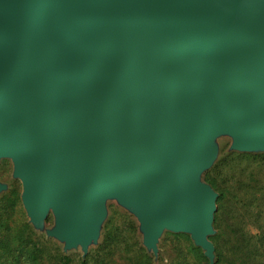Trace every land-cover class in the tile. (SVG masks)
Segmentation results:
<instances>
[{
  "label": "water",
  "instance_id": "95a60500",
  "mask_svg": "<svg viewBox=\"0 0 264 264\" xmlns=\"http://www.w3.org/2000/svg\"><path fill=\"white\" fill-rule=\"evenodd\" d=\"M221 131L264 148V0H0V157L64 248L115 195L154 253L166 228L212 259Z\"/></svg>",
  "mask_w": 264,
  "mask_h": 264
},
{
  "label": "trees",
  "instance_id": "16d2710c",
  "mask_svg": "<svg viewBox=\"0 0 264 264\" xmlns=\"http://www.w3.org/2000/svg\"><path fill=\"white\" fill-rule=\"evenodd\" d=\"M202 178L216 192L213 231L207 235L213 257L188 232L165 229L163 241L174 251L170 264H264V150L222 149ZM21 190L14 179L0 191V264H73L58 242L34 229ZM136 227L128 212L111 208L97 247L82 255L80 264H88L90 255L93 264H112L115 255L126 264H155L151 250L131 240Z\"/></svg>",
  "mask_w": 264,
  "mask_h": 264
},
{
  "label": "rangeland",
  "instance_id": "374dc122",
  "mask_svg": "<svg viewBox=\"0 0 264 264\" xmlns=\"http://www.w3.org/2000/svg\"><path fill=\"white\" fill-rule=\"evenodd\" d=\"M211 144L217 148L216 155H218L222 149H225V150L230 149V148L236 149V148L232 147V144H233L232 134H230L226 131H221V132L217 133L213 137ZM236 150H239V149H236ZM261 150H264V148L255 147V148L250 149L248 151H261ZM209 166L202 168L201 173H200V178L202 180H203L202 174ZM12 172H13V162H12L11 158H9L7 156L0 157V182L5 184V187L2 188L1 190H4L7 187H9L14 179H18L20 184H21V187H22L21 180L18 177L14 176ZM21 192H22V190H21ZM111 208H117L120 212L124 210V211L128 212L132 218L135 219L137 227H136L135 231L131 234V236L133 237V239L131 238V240H139V242L142 245H144L143 244V229L140 225V221L138 220V218L136 216V213L134 211H132L129 207H127L125 204H123L121 201H119V199L115 195H107L104 198L105 215L99 223L98 233H97L96 237L91 238L89 240V242L86 245L85 250L80 243L73 245V246H70L68 248H64L65 242L63 239L58 238L54 234L48 233V230L52 229L54 227V224H55V221H54L55 215L51 210L47 214L48 220L47 221L44 220V222L41 226H35L31 221L30 222L33 224L34 229H36L38 232L44 233L46 236L51 237L52 239H54L56 242H58L61 245L62 250L64 252L70 253L74 257L73 264H80V258L82 257V255H84L87 252H91L94 248L97 247L98 242L101 239V225H102L103 221L105 220V218H106V216L109 213V210ZM250 228H252V227L250 226ZM165 229L162 230V232L160 233V235L157 238V243H156L157 244V252L154 253L150 249L151 253L155 257L154 258L155 264H170V260H173V257H174V251L172 248V243L169 240H167L165 242L163 241V237H164L163 231ZM188 234L190 235L189 232H188ZM157 256H159L160 259ZM88 262H89L88 264H93L92 255H90ZM112 264H126V262H125V259L123 257L115 255V258L113 259Z\"/></svg>",
  "mask_w": 264,
  "mask_h": 264
}]
</instances>
